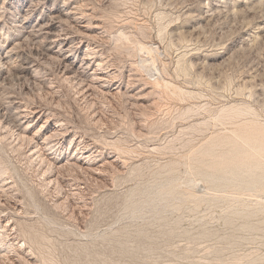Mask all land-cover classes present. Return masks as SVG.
<instances>
[{"label": "rangeland", "instance_id": "374dc122", "mask_svg": "<svg viewBox=\"0 0 264 264\" xmlns=\"http://www.w3.org/2000/svg\"><path fill=\"white\" fill-rule=\"evenodd\" d=\"M63 1L0 0V264H264V0H69L91 87Z\"/></svg>", "mask_w": 264, "mask_h": 264}, {"label": "bare ground", "instance_id": "6f19581e", "mask_svg": "<svg viewBox=\"0 0 264 264\" xmlns=\"http://www.w3.org/2000/svg\"><path fill=\"white\" fill-rule=\"evenodd\" d=\"M31 1H33V0H31ZM39 1V0H38ZM41 1V0H40ZM44 1V0H43ZM69 0H65V3H64V1H63V6L61 7L60 5V7H58V8H56L55 9V11L54 12H50L51 14L49 15V17H47L48 19H46V21H45V17H40V18H37L36 20H34V17H33V15H35L34 13L36 12V9L34 10V11H29V9L27 10V11H23V12H26V17H25V19H23V20H19L20 18H17L18 16H16V17H14L13 18V23L14 24H16L15 25V27H17V28H20L21 29V31H18V34H16V36L18 35L20 38H21V35H23V36H25L26 34H40V33H43V34H46L47 36H48V38H50L51 40H52V42H55V43H58V45L60 46V50L58 51V52H65L66 53V55L65 56H60V63H61V65H62V71H61V75H63L66 79H64V77H63V79L64 80H73V81H75V83L77 82L79 85H83V86H86V87H91V85L92 84H94L95 82H100V83H103V84H105L107 81H109L108 79L109 78H105L104 77V75L103 74H101V73H99V71H98V66H100V65H103V64H97V66H94V64H92V61L91 62H89L88 60H91V58L90 59H86V55L85 56H82L81 55V59L80 60H77V57H79L80 55L79 54H81L80 53V48H79V46L77 47V46H74V45H71L70 44V38L69 37H67V36H63L64 34L61 32V34H58L57 33V31H56V26H55V24H57L56 22H55V20L57 19V17L56 16H58L59 15V17L60 16H62V17H70V15H71V8H70V3L68 2ZM73 1V0H72ZM36 2V1H35ZM53 2H55V0H53ZM57 2V1H56ZM71 2V1H70ZM52 3V2H51ZM60 3V2H59ZM73 3V2H72ZM76 3V2H75ZM32 4H33V2H32ZM58 4V3H57ZM41 5V4H40ZM52 6H53V4H51ZM23 6V5H22ZM32 6H34V5H32ZM30 7V6H29ZM47 7V6H46ZM76 7V6H75ZM9 8V7H8ZM42 8V7H41ZM54 8V7H53ZM73 8V7H72ZM9 9H11V8H9ZM27 9V8H26ZM25 9V10H26ZM34 9V8H33ZM49 9H51V8H49ZM78 9V8H77ZM31 10V9H30ZM47 10H48V8H47ZM53 10V9H52ZM42 11V10H41ZM75 11V10H74ZM8 12V11H7ZM78 12V11H77ZM39 13V12H38ZM20 14V13H19ZM24 14V13H23ZM58 14V15H57ZM77 14V13H76ZM21 15V14H20ZM37 15V14H36ZM40 15V14H39ZM42 15V14H41ZM55 15V16H54ZM73 16H74V12H73V14H72ZM72 16V17H73ZM23 17H24V15H23ZM78 17V16H77ZM77 17H75V18H77ZM75 18H73L74 20H76ZM12 19V18H11ZM64 19V18H63ZM67 19V18H66ZM79 19V18H78ZM60 20V19H59ZM62 20V19H61ZM68 20V19H67ZM67 20H64V21H67ZM3 21V20H2ZM23 21V22H22ZM57 21V20H56ZM59 22V21H58ZM0 23H1V21H0ZM63 23V22H62ZM63 25V24H62ZM14 26V25H13ZM86 26V25H85ZM84 25H82V27H85ZM2 27V26H1ZM14 27V28H15ZM62 27V26H61ZM80 27V26H79ZM60 28V27H59ZM65 29V28H64ZM85 29V28H84ZM16 30H19V29H16ZM87 30H88V28H87ZM2 31V30H1ZM9 31V30H8ZM60 31V30H59ZM62 31V30H61ZM84 31V30H83ZM89 31V30H88ZM79 32V31H78ZM17 33V32H16ZM60 33V32H59ZM81 32H79V34H80ZM84 33V32H83ZM8 34V33H7ZM63 34V35H62ZM86 34V33H85ZM28 36V37H31V36ZM87 35V34H86ZM83 36H84V34H83ZM26 37V36H25ZM27 37V38H28ZM37 37V36H36ZM70 37H72V36H70ZM20 38H18V39H20ZM82 38V37H81ZM85 38V37H84ZM24 39V38H23ZM47 39V38H46ZM85 39H87V38H85ZM48 41V40H47ZM22 42V41H21ZM20 42V43H21ZM49 42H50V40H49ZM71 42H72V40H71ZM75 42V41H74ZM73 42V43H74ZM80 42V41H79ZM84 42V41H83ZM86 42V41H85ZM8 43H9V41H8ZM16 43V42H15ZM19 43V42H18ZM24 43V42H23ZM81 43V42H80ZM14 44V43H13ZM89 44V43H88ZM18 46L17 44H14V46ZM54 45V44H53ZM57 45V46H58ZM5 46V45H4ZM3 46V47H4ZM12 46V45H11ZM16 46H15V48H16ZM91 46V45H90ZM3 47H2V49H3ZM14 48V47H13ZM83 48V47H82ZM9 49V48H8ZM91 48L89 47V49L88 50H90ZM93 49V48H92ZM48 50V49H47ZM50 50V49H49ZM1 51V50H0ZM16 51V50H15ZM1 52H3V51H1ZM1 52H0V55H1ZM17 52H19V51H17ZM16 52V53H17ZM84 52H85V50H84ZM11 53H12V49H9L8 51L6 50L5 51V53L3 54V55H1L0 56V61H4L5 63H8L9 64V61L11 60L12 61V59H11ZM90 53H91V51H90ZM59 54V53H58ZM16 55V54H15ZM92 55V54H91ZM89 56V55H88ZM87 56V57H88ZM25 57H27V56H25ZM57 57V56H56ZM90 57V56H89ZM102 57V56H101ZM24 58V57H23ZM97 58H99V57H97ZM17 59H19V57L17 58ZM17 59H13V60H17ZM47 59V58H46ZM100 59V58H99ZM22 60V59H21ZM13 62V61H12ZM30 62V61H29ZM97 63V62H96ZM101 63V62H100ZM1 64V63H0ZM17 64V63H16ZM16 64H15V66H16ZM26 64V63H25ZM29 64V63H28ZM5 65V64H4ZM11 65H12V63H11ZM10 66V65H9ZM14 66V65H13ZM13 66H11V68L13 67ZM18 67V66H17ZM22 67V66H21ZM21 67H19V69H21ZM29 67H31L30 65H29ZM8 68V67H7ZM23 68V67H22ZM10 69V68H9ZM13 69H14V67H13ZM18 69V70H19ZM26 69H28V68H26ZM101 68L99 67V70H100ZM12 70V69H11ZM32 70V69H31ZM6 71V70H5ZM22 71V70H21ZM16 73V72H15ZM20 73V72H19ZM31 73V72H30ZM34 74H35V72H33ZM111 74V73H110ZM15 76H16V74H15ZM21 76V75H20ZM18 77H19V75H18ZM31 77H32V75H31ZM109 77V76H108ZM113 78V77H112ZM111 81V80H110ZM109 81V82H110ZM7 82V81H6ZM94 82V83H93ZM76 83V84H77ZM97 83V84H98ZM99 83V84H100ZM102 84V85H103ZM107 84V83H106ZM78 85V87H81V86H79ZM93 86V85H92ZM105 88L106 87H109L108 85L107 86H105V85H103ZM102 89H103V87H102ZM89 90V89H88ZM85 91V90H84ZM110 91V90H109ZM104 94V93H103ZM106 95V94H105ZM19 106V105H18ZM17 106V107H18ZM1 108V107H0ZM21 108V107H20ZM19 109V108H18ZM17 110V109H16ZM22 110V109H21ZM26 111V110H25ZM3 112V111H2ZM17 112L18 111H16V115H17ZM22 112V111H21ZM14 113V112H13ZM2 114V113H1ZM7 114V113H6ZM18 114H19V112H18ZM4 115V114H3ZM12 116V115H11ZM20 116V115H19ZM18 116V117H19ZM1 117V116H0ZM22 118H23V115L21 116ZM4 118H5V116H4ZM3 118V119H4ZM7 118H8V116H7ZM17 118V117H16ZM16 118H15V120H16ZM8 119H10V117L8 118ZM13 119V118H12ZM14 120V119H13ZM1 122H0V125H3L4 124V129L5 130H7L8 132H9V135L10 134H12V133H10L11 131H13V125H11L10 123H7L6 121H4V120H0ZM13 122V121H12ZM14 123V122H13ZM61 123V122H60ZM15 125V124H14ZM29 126V125H28ZM27 126V127H28ZM61 126V125H60ZM26 127V128H27ZM16 128V127H15ZM18 128V127H17ZM42 128H43V125H42ZM60 128V127H59ZM61 128H62V126H61ZM60 128V129H61ZM3 129V128H2ZM4 130V131H5ZM15 131V130H14ZM26 132H27V129L25 130ZM39 132V131H38ZM15 133V132H14ZM13 133V134H14ZM55 133V132H54ZM22 134V135H21ZM23 134H25V133H18V134H16V136H18V139L19 138H22V136H23ZM62 134V133H61ZM64 134V133H63ZM63 134H62V136H63ZM52 135H54V134H52ZM51 135V136H52ZM57 135V134H56ZM58 135H60V134H58ZM6 136H7V133H6ZM13 136V135H12ZM14 136H15V134H14ZM25 136V135H24ZM54 137H55V135H54ZM58 136H56V138H57ZM65 137V136H64ZM3 138V137H2ZM17 138V137H16ZM24 138H27V137H23V142H24V140H26V139H24ZM29 138V137H28ZM61 138V137H60ZM46 139V140H45ZM44 139V141L45 142H48L47 140L48 139H50L49 137L48 138H45ZM30 140V139H29ZM17 141H20V139L19 140H17ZM27 141V140H26ZM32 141V143H33V140H31ZM50 141V140H49ZM53 141H54V139H53ZM22 142V141H21ZM44 142V143H45ZM51 142H52V139H51ZM50 142V143H51ZM31 143V142H30ZM30 143H29V145H30ZM56 143V142H55ZM71 143V142H70ZM40 144V143H39ZM46 144V143H45ZM52 144V143H51ZM49 146H52V145H50V144H48ZM37 146H38V144H37ZM45 146V145H44ZM44 146H42V148L40 149V150H42V149H44L43 147ZM46 147H48L47 145L45 146V148ZM38 148V147H37ZM47 149H49V148H47ZM46 149V150H47ZM45 150V151H46ZM33 151H35V153H36V151H39V150H33ZM31 152H32V150H31ZM39 152H41V151H39ZM38 152V153H39ZM41 153H43V152H41ZM36 155V154H35ZM44 155H45V153H44ZM86 155V154H85ZM37 156H38V154H37ZM84 156V155H83ZM40 157H42V156H40ZM86 157V156H85ZM90 157V156H89ZM39 158V157H38ZM41 159V158H40ZM58 159V158H57ZM87 159V158H86ZM59 160V159H58ZM58 160H54V163H52L51 165H53V164H55V165H57V164H59L60 162V160L58 161ZM88 160V159H87ZM236 160V159H235ZM238 160V159H237ZM32 161V160H31ZM42 161V160H41ZM50 161V160H49ZM83 161V160H82ZM49 163V162H48ZM67 163V162H66ZM69 163V162H68ZM259 163V162H258ZM50 165V166H51ZM64 165V164H63ZM63 165H60V166H63ZM54 166V165H53ZM66 166V165H65ZM54 167H56V166H54ZM235 167V166H234ZM57 168H59V167H57ZM46 172V171H45ZM261 174V173H260ZM259 174V175H260ZM164 193V192H163Z\"/></svg>", "mask_w": 264, "mask_h": 264}]
</instances>
